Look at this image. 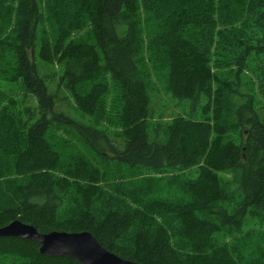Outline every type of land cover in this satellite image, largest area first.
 I'll list each match as a JSON object with an SVG mask.
<instances>
[{
	"label": "trees",
	"instance_id": "16d2710c",
	"mask_svg": "<svg viewBox=\"0 0 264 264\" xmlns=\"http://www.w3.org/2000/svg\"><path fill=\"white\" fill-rule=\"evenodd\" d=\"M8 4L0 0L6 24L14 12L0 59L12 52L10 79L36 104L0 88V226L19 218L41 232L88 230L141 264H264V227H244L264 222V0ZM76 25L91 38L71 37ZM227 48L236 52L223 63ZM147 59L167 91L198 102L199 115L151 120ZM106 74L119 91L106 118L120 125L114 132L91 121L105 114ZM68 94L90 121L69 112ZM38 247L0 236V264H82Z\"/></svg>",
	"mask_w": 264,
	"mask_h": 264
},
{
	"label": "rangeland",
	"instance_id": "374dc122",
	"mask_svg": "<svg viewBox=\"0 0 264 264\" xmlns=\"http://www.w3.org/2000/svg\"><path fill=\"white\" fill-rule=\"evenodd\" d=\"M2 2L4 5V8H6V6L9 5L8 4L9 2H12L15 4V0H2ZM6 14H7V16L11 15L12 17H11V21H8L7 24L5 23L4 19L0 17V35L1 36H4V33L5 32L7 33L9 31L11 25L14 24V22H13L14 12L12 11V8ZM83 20H84V17L81 18V20L78 23L82 24ZM9 22H11V25L9 24ZM44 27L49 30V26H48V23L46 21L44 22ZM152 34H154V33L152 32ZM39 36H41L40 31H39ZM70 36L71 37L83 36V37L91 38L90 31H88L87 26H84V25L72 26V29L70 30ZM235 52H236V49L227 48L225 50H222L220 55H218L217 57L223 63H230ZM11 55H12V52H10V54H7V56L4 59H0V62H4L5 66H6V68H4V67H2V63H0V88L5 92V94L9 93V94L13 95L14 97H16V100L22 101L23 99H25V97H23L24 91L22 89V85H21L20 80L13 81L10 79V77L13 74L12 70L15 67V63H14ZM6 59H9V63H6ZM147 62H148V64H147L148 68L147 69H148V72H150V79L153 82V88H154L153 91H152V88H150V90H149V94L151 95L152 104H153V113H152L153 118L151 120H153L154 123H157L160 121L168 120L171 115H175L178 113H188V112H190V110L195 111L196 108H197L196 115H199L200 114V112H199L200 111V105L197 107L198 102L193 103V101L190 99H180L178 97L173 96L169 91L166 90V83L167 82H166V75L164 74V72H162L161 69L153 68L150 60L147 59ZM39 63H41V61ZM224 69H227V68H222L221 70H224ZM40 70H42V72L44 71V72H47L49 74H52L53 71L61 72V67L59 65H56V64L53 66L51 64H43V65H40ZM7 71L10 72V74ZM216 71H219V70H216ZM53 77H56V76H53ZM105 77L110 84V87L108 88L107 95H106L107 103L104 106L105 114H104V117L101 120V122L97 123L95 121V118H92L91 121L94 122L99 127H106L107 126L108 131L114 132V130L120 129V125L117 123L116 120L109 121L106 118L108 116L109 103L111 100L113 102H115L119 98V91H118V88L116 85L113 86V81L111 80L109 75L106 74ZM55 83L56 82H54V81H50V85L53 87L55 86ZM214 85H215V83H214ZM62 93L65 94L66 91L63 90V91L59 92V95L63 96ZM69 99L73 103V101H72L73 97L72 96L70 97V95H69ZM203 101H204V99H203ZM24 104L34 105V104H36V100L34 99V97L32 95H28V97L24 101ZM58 104H60V106H61L63 104V102H58ZM74 105H76V104L73 103L72 109H70L69 104H68L69 112L76 118H82L83 120L88 119L90 121V117L88 115L84 114L81 110H79V108L77 106L74 107ZM15 107L17 108L16 105H15ZM230 135H231V137H233L235 134H234V132H230ZM90 159L92 162H94L93 158L90 157ZM97 164L101 168L103 167V163L101 161H98ZM187 173H188L187 175L189 177L194 176L196 174V169L194 167H191L187 171ZM222 174L226 175V177L230 176V175H227L228 174L227 172H223ZM157 183H158V181H153L151 183V185H153V184L156 185ZM168 184H169V179H166V175H163V179H159V186L163 187L162 188L163 190H161V193L163 196L167 195L165 188L167 189ZM151 185H150V187H151ZM250 226L264 227V222H260L258 220H255L254 218H248V220L244 223V227H250Z\"/></svg>",
	"mask_w": 264,
	"mask_h": 264
},
{
	"label": "water",
	"instance_id": "95a60500",
	"mask_svg": "<svg viewBox=\"0 0 264 264\" xmlns=\"http://www.w3.org/2000/svg\"><path fill=\"white\" fill-rule=\"evenodd\" d=\"M0 236H16L31 239L39 244L42 254L69 255L82 264H141L124 258L105 248L88 230L39 231L33 224L14 218L0 226Z\"/></svg>",
	"mask_w": 264,
	"mask_h": 264
}]
</instances>
